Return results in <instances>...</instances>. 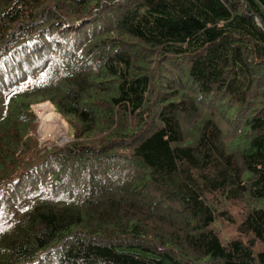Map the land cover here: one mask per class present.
Here are the masks:
<instances>
[{
	"label": "trees",
	"instance_id": "obj_1",
	"mask_svg": "<svg viewBox=\"0 0 264 264\" xmlns=\"http://www.w3.org/2000/svg\"><path fill=\"white\" fill-rule=\"evenodd\" d=\"M0 264H264V0H0Z\"/></svg>",
	"mask_w": 264,
	"mask_h": 264
},
{
	"label": "rangeland",
	"instance_id": "obj_2",
	"mask_svg": "<svg viewBox=\"0 0 264 264\" xmlns=\"http://www.w3.org/2000/svg\"><path fill=\"white\" fill-rule=\"evenodd\" d=\"M166 65L168 66V64ZM172 70L175 71L174 69ZM163 74L168 75L167 72H163ZM48 104L53 106L52 115H51V112L47 108ZM38 106H41V108H38ZM205 110L206 108L199 107L198 111L194 113L192 117L189 118V120H184L183 123H185V125L188 128L192 127L200 119V117L204 114ZM212 110L216 111L214 108ZM33 111L38 116V125L36 129V135L38 137L40 146L42 148L44 147L50 148L52 145L53 146L63 145L73 138L74 133L71 130L68 121L55 109L54 105L50 101H45V102L36 104L35 106H33ZM46 111L48 114L42 117L41 114ZM224 125L225 123L223 124V126ZM229 205H231V202ZM245 206H246L245 204L243 206L233 205L229 210L232 213L236 214L237 218H239L238 213L239 211H242L243 208H245ZM218 227L222 235L237 234V232L235 231L234 225L229 221H227L226 223L221 222L219 226H217V228Z\"/></svg>",
	"mask_w": 264,
	"mask_h": 264
},
{
	"label": "bare ground",
	"instance_id": "obj_3",
	"mask_svg": "<svg viewBox=\"0 0 264 264\" xmlns=\"http://www.w3.org/2000/svg\"><path fill=\"white\" fill-rule=\"evenodd\" d=\"M47 106H48V107H47L48 110L51 112V115H52V113H53V108H52V107H53V106H51V105H49V104H48ZM38 108H41V106H38ZM42 110H43V109H42ZM46 114H48L47 111H46V112H43V113L41 114V116L44 117ZM43 119H44V118H43Z\"/></svg>",
	"mask_w": 264,
	"mask_h": 264
},
{
	"label": "water",
	"instance_id": "obj_4",
	"mask_svg": "<svg viewBox=\"0 0 264 264\" xmlns=\"http://www.w3.org/2000/svg\"><path fill=\"white\" fill-rule=\"evenodd\" d=\"M35 106V105H34Z\"/></svg>",
	"mask_w": 264,
	"mask_h": 264
}]
</instances>
